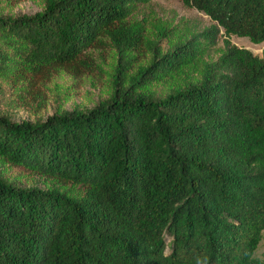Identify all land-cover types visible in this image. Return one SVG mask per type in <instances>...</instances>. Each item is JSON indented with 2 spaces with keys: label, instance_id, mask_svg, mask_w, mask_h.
<instances>
[{
  "label": "trees",
  "instance_id": "16d2710c",
  "mask_svg": "<svg viewBox=\"0 0 264 264\" xmlns=\"http://www.w3.org/2000/svg\"><path fill=\"white\" fill-rule=\"evenodd\" d=\"M0 79L20 89L78 70L108 36L119 61L108 98L43 122L0 115V161L81 184L84 193L21 188L0 175V264H250L264 231V55L224 40L196 81L153 88L194 63L199 38L264 42V0H182L214 26L127 76L144 44L135 7L150 0H44L5 16ZM252 264H260L254 261Z\"/></svg>",
  "mask_w": 264,
  "mask_h": 264
},
{
  "label": "rangeland",
  "instance_id": "374dc122",
  "mask_svg": "<svg viewBox=\"0 0 264 264\" xmlns=\"http://www.w3.org/2000/svg\"><path fill=\"white\" fill-rule=\"evenodd\" d=\"M43 9L44 0H19L13 8L4 12V15H34ZM128 21L138 22L143 26L145 44L132 52L135 58L133 66L126 73L127 76L136 74L141 66L152 62L153 53L147 42H157L162 52H166L177 43L190 40L215 24L208 15L185 5L182 0H150L139 4ZM226 38L231 44L247 48L255 55H264V42L253 43L249 38L235 35L227 37L223 31L214 41L201 36L200 53L194 63L173 77H167L160 83L156 82L153 88L160 96H165L177 85L198 80L203 64L216 61L224 53ZM83 58L85 63L81 64L78 70L55 73L45 85L41 84L34 90L15 88L0 79V115L7 116L13 122L36 124L51 116L76 110L87 111L95 107L111 94L113 75L120 57L112 40L108 36H101L98 44L89 48ZM0 175L24 189H55L65 191L73 197H81L84 193L81 184L35 174L2 161ZM256 251L258 254L264 252V231Z\"/></svg>",
  "mask_w": 264,
  "mask_h": 264
},
{
  "label": "clouds",
  "instance_id": "9594fccd",
  "mask_svg": "<svg viewBox=\"0 0 264 264\" xmlns=\"http://www.w3.org/2000/svg\"><path fill=\"white\" fill-rule=\"evenodd\" d=\"M250 264L254 261H260V264H264V252L258 254L256 250L250 251L248 254ZM194 264H212L211 257L206 251H200L194 258Z\"/></svg>",
  "mask_w": 264,
  "mask_h": 264
}]
</instances>
